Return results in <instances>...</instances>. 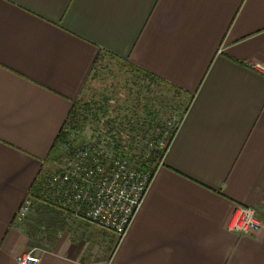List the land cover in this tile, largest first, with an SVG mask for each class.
I'll return each mask as SVG.
<instances>
[{
    "label": "crops",
    "instance_id": "0c3cea01",
    "mask_svg": "<svg viewBox=\"0 0 264 264\" xmlns=\"http://www.w3.org/2000/svg\"><path fill=\"white\" fill-rule=\"evenodd\" d=\"M101 53L190 100L141 205L120 240L50 203L17 222ZM257 64L264 0H0V264H264ZM237 205L259 229L229 230Z\"/></svg>",
    "mask_w": 264,
    "mask_h": 264
},
{
    "label": "rangeland",
    "instance_id": "374dc122",
    "mask_svg": "<svg viewBox=\"0 0 264 264\" xmlns=\"http://www.w3.org/2000/svg\"><path fill=\"white\" fill-rule=\"evenodd\" d=\"M123 61L127 62L106 53L99 54L76 98L80 106L78 121L65 126V141L58 145L56 154L50 157L44 168L43 189L46 194V179L61 168L69 152L80 144L103 138L111 141L114 150L131 164L139 166L149 158L155 142L161 139V130L172 129L180 120L189 98L169 85L149 80L126 68ZM34 199L32 197L30 211L36 208V203L48 208V203ZM29 216L31 218V212L24 221Z\"/></svg>",
    "mask_w": 264,
    "mask_h": 264
},
{
    "label": "built area",
    "instance_id": "2783aa9c",
    "mask_svg": "<svg viewBox=\"0 0 264 264\" xmlns=\"http://www.w3.org/2000/svg\"><path fill=\"white\" fill-rule=\"evenodd\" d=\"M255 68L264 74V65L257 64ZM179 121L172 129L161 130V139L155 142L154 149L168 146L170 131L177 128ZM110 143L102 138L80 144L69 152L61 168L46 179L48 194L45 195L55 208L107 230L120 240L141 205L154 166L142 169L131 164ZM31 204L32 197H26L17 210V222L26 218ZM261 221L253 207L237 205L228 228L247 235L259 229ZM17 263L38 264L39 256L34 251L24 252L17 257Z\"/></svg>",
    "mask_w": 264,
    "mask_h": 264
},
{
    "label": "trees",
    "instance_id": "16d2710c",
    "mask_svg": "<svg viewBox=\"0 0 264 264\" xmlns=\"http://www.w3.org/2000/svg\"><path fill=\"white\" fill-rule=\"evenodd\" d=\"M112 57H115L113 55H111ZM99 57V55H98ZM117 58V57H115ZM98 59V58H97ZM96 59V61H97ZM117 59H120V58H117ZM124 62V66L130 70H134V71H137L139 72L140 74H142L145 78H148L149 80H156L160 83H163V84H166V85H169L167 84L166 82H164L163 80L157 78L156 76L148 73L147 71L137 67V66H134L133 64H130L129 62ZM96 64V62H95ZM94 64V65H95ZM170 87H172L177 93L179 94H183V92H181L180 90L176 89L175 87H173L172 85H169ZM76 100H74L73 102V105H72V108L68 114V117L64 123V126L62 127V129L60 130L51 150H50V153H49V158L52 157L54 154H56V151H57V148H58V145L60 143H62L63 141H65V137H66V133H65V126L67 124H73L75 122L78 121V117H79V109H80V106L78 103H76ZM190 102V100H189ZM189 102H188V105H189ZM188 105L184 108V111H182V114L180 115V120L184 114V112L186 111ZM175 130H171L170 131V136H169V141L171 140L173 134H174ZM169 143V142H168ZM167 148V146H166ZM166 148L164 149H161V150H153V152L150 154L149 158L145 160V162H142L139 166L140 168L142 169H149V166L150 164L152 165H158L159 161H161L162 157H163V154L166 150ZM71 152V151H70ZM154 166V167H155ZM152 171H154L155 169H151ZM44 169L42 168L41 169V172L38 176V178H36L33 182V184L31 185L30 189H29V192H28V195L27 197H33L37 200H41L43 201L44 203H52V201L45 195V192L43 191V180H44Z\"/></svg>",
    "mask_w": 264,
    "mask_h": 264
}]
</instances>
